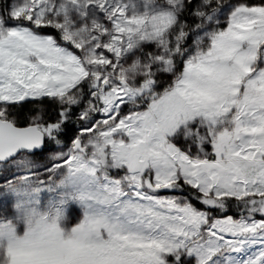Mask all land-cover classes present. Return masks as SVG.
Instances as JSON below:
<instances>
[{
    "label": "snow or ice",
    "instance_id": "obj_1",
    "mask_svg": "<svg viewBox=\"0 0 264 264\" xmlns=\"http://www.w3.org/2000/svg\"><path fill=\"white\" fill-rule=\"evenodd\" d=\"M0 264H264V0H0Z\"/></svg>",
    "mask_w": 264,
    "mask_h": 264
}]
</instances>
